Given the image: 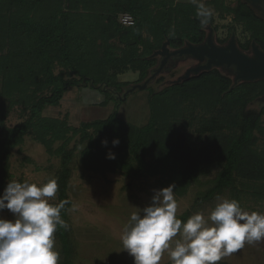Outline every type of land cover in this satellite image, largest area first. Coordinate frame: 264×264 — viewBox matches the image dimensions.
I'll return each mask as SVG.
<instances>
[{
    "label": "trees",
    "instance_id": "trees-1",
    "mask_svg": "<svg viewBox=\"0 0 264 264\" xmlns=\"http://www.w3.org/2000/svg\"><path fill=\"white\" fill-rule=\"evenodd\" d=\"M207 4L221 19L233 16L236 26L229 33L242 28L243 49L255 42L264 51V21L241 0ZM196 11L193 3L175 0H0V195L12 180L13 153L27 136L60 160L54 203L69 201L61 212L69 228L55 233L59 264H75L77 256L69 190L78 153L86 172L159 178L164 188L174 184L178 196L215 174L194 207L227 194L237 201L264 200V104L257 103L264 81L233 86L231 77L213 69L161 90L149 86L150 116L143 126L120 118L117 110L78 128L68 117L44 116L72 87L101 90L107 94L104 106L124 97L130 83L120 77L132 72L137 84L144 83L157 65L150 57L167 40L174 48L204 40ZM213 13L207 25L218 29ZM124 14L134 18V26L121 23ZM17 111L21 121L9 128L7 120ZM191 215L189 210L179 219Z\"/></svg>",
    "mask_w": 264,
    "mask_h": 264
},
{
    "label": "rangeland",
    "instance_id": "rangeland-1",
    "mask_svg": "<svg viewBox=\"0 0 264 264\" xmlns=\"http://www.w3.org/2000/svg\"><path fill=\"white\" fill-rule=\"evenodd\" d=\"M175 1L177 3L191 2V0ZM207 1L202 0L213 13V7L209 6ZM227 3L232 7L236 5L231 1ZM213 14L214 24L218 27L220 35L227 37L229 27L236 26L233 16L226 14L224 19H221L216 12ZM236 28L238 39L245 42L242 28L240 26ZM187 67L188 64H182L176 71L170 73L162 71L149 86L154 90H161L169 85V82L185 74ZM138 79V74L132 72L120 77L122 82L130 83L126 91L136 85ZM159 80L161 82H158ZM148 95V88L137 90L127 95L126 98L117 97L104 106L103 102L107 100V94L101 90L92 87H72L65 95L61 105L48 108L44 112V116L61 120L68 117L69 125L78 128L87 122L105 120L117 110L120 118L137 126H143L148 123L150 116ZM255 107H259V105H255ZM18 114L17 111L9 116L6 123L9 128H13L21 121ZM74 145L75 142L71 144V147ZM26 157L31 161H24ZM59 167L60 160L58 158L51 157L42 144L35 141L32 136H27L23 146L17 148L13 153L11 178L19 182L28 180L42 184L49 179H55ZM72 169L69 190L72 208L69 217L77 244L75 264H134L133 258L123 250L122 230L130 214L137 210L136 208L143 209L150 204L154 194L153 190L164 188L160 184L159 178L135 179L121 173L103 175L86 172L81 167L79 153L76 154ZM214 177L215 174H212L208 178H203L201 184L191 187L186 195L178 196L174 193L178 205L177 218L189 210L193 214L203 212L206 217L209 215L217 200L201 206L194 207V205L199 192L207 190ZM224 198L231 199V195L227 194ZM55 201L56 199L50 202L54 203ZM239 203L245 211L264 214V200L262 199L242 198ZM73 206H75L74 210ZM0 218L13 220L14 216L5 209L0 212ZM60 247V243L56 239L55 249L58 252ZM221 263L264 264V241L254 244L245 243L242 249L218 262V264ZM159 264H171L166 254L162 256Z\"/></svg>",
    "mask_w": 264,
    "mask_h": 264
},
{
    "label": "clouds",
    "instance_id": "clouds-1",
    "mask_svg": "<svg viewBox=\"0 0 264 264\" xmlns=\"http://www.w3.org/2000/svg\"><path fill=\"white\" fill-rule=\"evenodd\" d=\"M191 3L201 27L206 26L212 10L202 0ZM102 143L107 145V141ZM112 144L117 146L119 140ZM108 158L115 157L109 153ZM174 188L173 184L153 190L150 204L143 209L134 207L137 210L124 225L122 247L134 264H159L165 254L171 264H218L245 243L264 241V214L245 211L235 199L217 196L207 217L197 212L182 221L176 215ZM57 191V179L42 184L7 183L0 195V212L6 209L14 219L0 218V264H59L55 233L58 228H69L61 216L69 201L50 202Z\"/></svg>",
    "mask_w": 264,
    "mask_h": 264
},
{
    "label": "water",
    "instance_id": "water-1",
    "mask_svg": "<svg viewBox=\"0 0 264 264\" xmlns=\"http://www.w3.org/2000/svg\"><path fill=\"white\" fill-rule=\"evenodd\" d=\"M241 2L264 21V0H241ZM172 56H189L197 64L169 85L180 84L189 80L192 76H198L213 69H218L231 77L233 86L240 83L264 81V51L259 45L253 42L251 51L245 53L239 48L235 35L223 46L216 45L214 38L208 35L205 42L200 45H193L187 42L184 48L174 51H171L170 41L167 40L162 48L150 57L163 59L158 70L154 71L144 83L132 86L122 98H126L127 95L137 90L147 89L152 80L163 71L167 60ZM259 102L264 104V96L259 99Z\"/></svg>",
    "mask_w": 264,
    "mask_h": 264
},
{
    "label": "flooded vegetation",
    "instance_id": "flooded-vegetation-1",
    "mask_svg": "<svg viewBox=\"0 0 264 264\" xmlns=\"http://www.w3.org/2000/svg\"><path fill=\"white\" fill-rule=\"evenodd\" d=\"M235 3V2H234ZM236 4V3H235ZM234 5V4H233ZM204 31H205V38H204V40L201 42V43H191V44H193V45H200V44H202V43H204L205 42V40L207 39V37H208V35H211L212 36V38H214V40H215V44L216 45H218V46H223V45H225L230 39H231V37L233 36V35H235L236 36V40H237V42H238V45H239V48L241 49V50H243L245 53H249L250 51H251V49H252V45H251V48H249L248 50H245V49H243L242 48V46H241V41L238 39V36H237V33H235V32H232L231 34L229 33L228 35H227V37H222L221 35H220V31H219V29H214L212 26H210V25H206L205 27H204ZM186 43L187 42H185V44L183 45V46H181V47H179V48H174V47H172V45H171V42H170V49H171V51H174V50H177V49H181V48H184L185 47V45H186ZM154 59H156L157 60V65L150 71V75H149V77L152 75V73L154 72V71H156V70H158V68H159V66L161 65V62H162V58H160V57H155ZM182 64H188V67H187V70L188 69H190V68H192V67H194L196 64H197V62L195 61V60H193L191 57H189V56H172V57H170L168 60H167V63L165 64V66H164V68H163V72H168V73H170L171 71H176L179 67H180V65H182ZM186 70V71H187ZM186 73V72H185ZM200 75V74H199ZM169 83H171V82H169ZM115 94L118 96V93L117 92H115Z\"/></svg>",
    "mask_w": 264,
    "mask_h": 264
},
{
    "label": "built area",
    "instance_id": "built-area-1",
    "mask_svg": "<svg viewBox=\"0 0 264 264\" xmlns=\"http://www.w3.org/2000/svg\"><path fill=\"white\" fill-rule=\"evenodd\" d=\"M121 23L124 25V26H127V27H131V26H134L135 25V20L134 18L129 15V14H124L122 17H121Z\"/></svg>",
    "mask_w": 264,
    "mask_h": 264
}]
</instances>
